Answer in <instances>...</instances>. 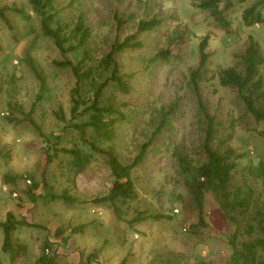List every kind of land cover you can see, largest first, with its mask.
Segmentation results:
<instances>
[{
  "label": "rangeland",
  "instance_id": "rangeland-1",
  "mask_svg": "<svg viewBox=\"0 0 264 264\" xmlns=\"http://www.w3.org/2000/svg\"><path fill=\"white\" fill-rule=\"evenodd\" d=\"M71 1H56L55 22L70 30L79 14H86L93 35L89 65H97L116 39L136 33L140 20L157 16L162 21L155 31L139 34L141 48L117 56L129 91L109 87L105 99L125 113V120L117 125L114 141H97L99 145L113 147L124 164H131L155 133L162 109L177 103L178 111L154 137L144 162L132 172L138 198L115 207L98 202L109 194L115 179L106 156L94 153L87 168L72 176V155L58 151L46 163L48 154L62 148L93 154L71 127L76 77L70 68L56 64L65 58L78 63L83 50L63 56L54 41L43 36L40 18L28 0H0L1 7L15 6L24 12L9 10L5 17L0 16V222L12 214L13 221L23 223L13 232L12 245L6 251L0 226V264H37L46 244L45 252L49 258L55 257V264H229L230 239L236 228L208 193L204 211L209 228H200L197 234L189 230L197 219L187 206L179 159L185 157L193 165L203 161L205 125L188 83L190 70L199 62L200 39L209 35L210 72L201 84V93L208 112L219 122L213 147L220 152L233 149L241 168L237 179L263 189L264 182L254 180L247 171L264 161L263 125L245 110L235 90L223 87L218 79L221 70L237 64L235 55L242 52L249 37L264 51V24L247 27L242 23L243 11L260 0L233 1L235 5L227 12L230 34L198 7L200 0ZM261 11L264 16V6ZM116 14L123 20L134 17L118 29ZM167 50V59H154ZM29 57L46 79L45 90H41ZM261 74L264 76V67ZM96 76L103 82L110 72L97 71ZM79 86L88 100L87 82ZM29 118L41 128L42 136ZM86 120L80 116L74 122ZM87 138H91V130H87ZM6 175L16 182L6 183ZM32 182L38 184L33 192L40 196L35 203L24 193ZM65 190L75 202L51 197H60ZM138 211L148 218L130 225ZM154 215L167 219L149 218Z\"/></svg>",
  "mask_w": 264,
  "mask_h": 264
},
{
  "label": "trees",
  "instance_id": "trees-1",
  "mask_svg": "<svg viewBox=\"0 0 264 264\" xmlns=\"http://www.w3.org/2000/svg\"><path fill=\"white\" fill-rule=\"evenodd\" d=\"M56 1L28 0V4L40 18L43 36L51 38L63 56L69 52L83 50L82 59L78 63L65 58L56 62V64L63 68H70L76 77L77 85L72 90L71 127L79 132L82 140L88 144L93 154H82L77 149L62 148L55 150V154H48L46 163L49 165L58 155V151L70 154L74 158L71 164L72 168L69 171L72 176L83 172L87 168L94 153L104 155L107 157V163L115 179L109 194L97 201L110 202L115 207L117 203L125 204L136 200L139 194L132 178V172L144 162L154 137L170 122L173 115L177 113L179 105L172 103L167 110L162 109L155 133L148 142L142 145L131 164H124L113 147L110 146L108 149H104L97 141L107 143L114 141L117 125L125 120V113L114 103L105 99L109 87H117L121 92L129 91L128 82L124 76L120 75L117 56L141 48L143 43L139 39V34L155 31L162 24V21L157 16L149 20H140L136 33L126 36L123 40L116 39L104 57L97 61V65H89L87 60L91 59V56L88 46L93 35L86 14H79L74 27L68 30L66 24L55 22L57 15V12L54 11ZM233 1L225 0L222 6L223 0H200L198 7L208 11L216 26L230 34L231 21L227 12L235 5ZM263 6L264 0H260L246 8L242 13L243 25L251 27L264 24V16L261 11ZM9 10L24 15V12L15 6H0V16L5 17L6 11ZM132 17L134 16L129 15L126 20H123L116 14L115 21L118 29ZM209 40V35L200 39L198 47L199 62L196 68L190 70L188 83L197 100L199 117L205 125L202 146L203 161L193 165L185 157L179 159L180 175L184 180L189 200L187 206L195 213L197 219L196 223L189 226V230L197 234L200 232V228H209L204 210L206 196L211 193L229 223L236 228L230 239L232 255L229 264H264V187L259 191L250 181L245 179L241 182L237 179L241 168L239 167V156L233 149L228 148L225 152H220L213 147L219 122L216 116L208 112L201 93V84L207 79L210 72L208 67L210 53L207 51ZM169 55L170 51H162L154 59H167ZM235 57L237 58V64L221 70L218 75L219 82L223 87L235 90L245 110L254 118L256 123L263 125L261 135L264 138V76L261 74L264 67V51L259 42L253 37H249L242 52L236 54ZM28 63L40 81L41 90H45L46 79L38 72L30 57ZM97 71L110 72V76L105 81L100 82L99 77L96 76ZM83 82H87L88 90L91 93L88 100L85 99L86 96L83 95L81 86H79ZM41 98V94L38 95L37 102ZM80 116H86L87 120L80 123L74 122ZM29 121L42 136L41 128L37 126L35 121L31 118H29ZM87 130H91L92 139L87 138ZM247 171L254 180L264 182L263 160L259 162L257 167L247 168ZM4 179L6 183L16 182V178H12L10 175H6ZM37 188L38 184L32 182L30 188L24 192L34 203L40 197L33 192ZM51 197L53 199L60 198L65 202L76 201V198L69 195L67 190L60 197L57 195ZM145 218H148V216H144V212L138 211L135 217L129 221V224L140 223ZM149 218L155 221L167 219L162 215L149 216ZM13 219L12 214H9L5 222H0L4 232L3 249L5 251L9 250L12 245L13 232L18 225L23 224L15 222ZM26 224L28 225V223ZM46 249H48V244L44 246L37 264H55V257L49 258L45 252Z\"/></svg>",
  "mask_w": 264,
  "mask_h": 264
},
{
  "label": "built area",
  "instance_id": "built-area-1",
  "mask_svg": "<svg viewBox=\"0 0 264 264\" xmlns=\"http://www.w3.org/2000/svg\"><path fill=\"white\" fill-rule=\"evenodd\" d=\"M178 212V210H176Z\"/></svg>",
  "mask_w": 264,
  "mask_h": 264
}]
</instances>
